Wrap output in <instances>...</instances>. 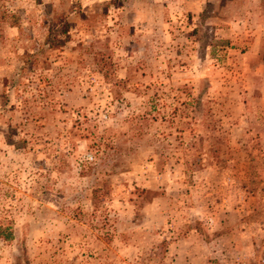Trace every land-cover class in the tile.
Wrapping results in <instances>:
<instances>
[{
  "label": "rangeland",
  "instance_id": "rangeland-1",
  "mask_svg": "<svg viewBox=\"0 0 264 264\" xmlns=\"http://www.w3.org/2000/svg\"><path fill=\"white\" fill-rule=\"evenodd\" d=\"M263 249L264 0H0V264Z\"/></svg>",
  "mask_w": 264,
  "mask_h": 264
},
{
  "label": "built area",
  "instance_id": "built-area-1",
  "mask_svg": "<svg viewBox=\"0 0 264 264\" xmlns=\"http://www.w3.org/2000/svg\"><path fill=\"white\" fill-rule=\"evenodd\" d=\"M245 257L237 255L235 256L231 264H264V249L257 259L255 256Z\"/></svg>",
  "mask_w": 264,
  "mask_h": 264
}]
</instances>
